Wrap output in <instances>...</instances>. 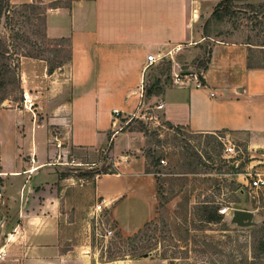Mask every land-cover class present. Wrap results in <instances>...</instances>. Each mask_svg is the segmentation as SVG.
<instances>
[{"label":"crops","instance_id":"1","mask_svg":"<svg viewBox=\"0 0 264 264\" xmlns=\"http://www.w3.org/2000/svg\"><path fill=\"white\" fill-rule=\"evenodd\" d=\"M220 1L72 0L47 11L48 38L69 40L70 84L68 91L61 79L60 87L54 86L59 93L50 97L49 113H41L42 105L32 113L22 98L0 106V252L6 251L0 264L60 262L56 183L62 163L51 160L57 147L67 149L62 147L67 143L95 148L117 140L113 131L121 121L115 109L125 117L140 108V85L160 62L146 67L148 54L168 56L173 48L188 45L195 38L197 13L210 11ZM20 65L24 91L40 88L37 100L40 93L49 94L48 82L58 81V71L50 73L43 59L26 56ZM202 71L205 88L165 84L156 95L157 102L165 103L160 110L165 121L195 133L247 132L251 147L264 148L254 144L264 135V66L250 62L248 45L214 43ZM52 129L60 132L57 142ZM145 166V159L132 160L129 168L121 166L120 172L103 174L95 182L96 194L119 226L131 231L158 214L157 178Z\"/></svg>","mask_w":264,"mask_h":264},{"label":"rangeland","instance_id":"2","mask_svg":"<svg viewBox=\"0 0 264 264\" xmlns=\"http://www.w3.org/2000/svg\"><path fill=\"white\" fill-rule=\"evenodd\" d=\"M42 1L29 3L36 10L11 4L7 11L4 6L0 16V106L22 98L25 108L24 95L28 92L34 101L33 110H28L34 114L39 105L44 107L41 113L51 112L50 97L59 93L54 86L60 87V79L65 91L70 84V44L44 39L41 18L48 7L68 5L72 0ZM216 6L197 13L194 40L180 50L173 48L172 54L160 60L150 72L146 87L153 89L158 81L171 85L174 70H205L216 42H245L250 62L264 65V0H227L215 14ZM27 52H41L47 60L39 59L47 63L48 71L49 63H62L55 69L58 81L48 82L49 94L40 93L38 100L36 91L40 88H29V92L21 85L20 61ZM39 100L42 103H37ZM156 100L154 93L148 97L149 103ZM154 112L166 128L129 115L120 122L122 127L113 131L118 133L117 140L95 148H75L67 143L62 144L67 149L57 147L51 159L62 163L56 184L63 257L57 264H264V251L258 249L264 231V186H251L256 173L264 178V148L251 147L247 132L228 136L225 131L207 134L179 126L170 128L161 113ZM51 133L57 142L54 138L59 130L52 129ZM225 137L230 140H225L226 144L234 146L233 152L227 151ZM254 144L264 145V135L256 137ZM116 145L123 149L117 151ZM136 159H145V169L157 178L159 207L149 226L147 222L131 231L119 226L110 209L99 215L93 214V209L101 200L95 191L97 177L118 173L121 166L129 168ZM204 202L220 209L227 207L226 213L219 209L224 220H202L200 207ZM236 208L253 210L261 228L232 224ZM106 229H112L113 234L106 236ZM150 252L151 256H143Z\"/></svg>","mask_w":264,"mask_h":264},{"label":"built area","instance_id":"3","mask_svg":"<svg viewBox=\"0 0 264 264\" xmlns=\"http://www.w3.org/2000/svg\"><path fill=\"white\" fill-rule=\"evenodd\" d=\"M175 49L179 50L180 48L176 47ZM173 50L170 51L169 54H171ZM166 56L167 54L162 55V56L155 55L154 53L148 54L146 67H150L158 63L160 60H162ZM202 77H203V71H199V72L190 71L189 73H184L182 71L177 72L176 70H174V75L172 77V85H175V86L193 85L196 88H205L206 85L203 83ZM211 95L214 96L216 95V93L213 91L211 92ZM24 96H25V99H24L25 108L29 110H33L34 101L32 97L30 96V94H28V92H25ZM140 99H141L140 108L137 111L130 113L125 117H128L130 115L131 116L130 118H139L143 121L146 120L144 122L151 121L153 122V124H155L157 128H162V129L166 128V125L163 123L162 119H160V117L154 112V110H157L160 112V110L164 109L165 103L162 100L157 103H153V104L148 102V97L146 95V83L144 81L140 85ZM114 112H115L116 118L119 119L121 123H123L122 119L125 117L122 115V112L118 109H115ZM121 127L122 126L120 125V128ZM175 127L176 126L170 127V128H175ZM223 140L225 144H226L225 140H227L228 142L230 141L227 137H225ZM226 149L228 152H233L235 150L234 146L231 144H226ZM161 162L165 163L166 160L161 159ZM251 186L258 187V188L264 186V178L260 175V173H256V177L251 182ZM3 191H4V187L0 181V202L3 197V193H4ZM106 208H108V205H106L104 199H101L100 202H98L94 206L93 214L99 215V213L102 212ZM227 210H228L227 207L220 209L222 213H226ZM111 234H113V230L106 229V236L111 235ZM5 253L6 251L2 250L0 252V257L4 256Z\"/></svg>","mask_w":264,"mask_h":264},{"label":"trees","instance_id":"4","mask_svg":"<svg viewBox=\"0 0 264 264\" xmlns=\"http://www.w3.org/2000/svg\"><path fill=\"white\" fill-rule=\"evenodd\" d=\"M35 1H37V0H35ZM40 1L43 3L42 0H40ZM225 1H227V0H221L217 4V6H216L217 8L214 11L215 14L218 11V6H220ZM1 3H3V4H1L2 6L0 7V16H1V11H2V9H3L4 6H6V10L7 11H10V9L13 7L11 5V3H10V0H1ZM23 6L26 7V8H32V9H35V10L37 9L34 4H23ZM55 7L56 6H50L45 11H42V18H41V20H42V24H43V30H42L41 35L46 40H50V41H55L56 40V41H60V42L61 41H67V42H69V40L67 38H61V39H55V40L53 39V40H51L50 38H48V36L46 34V13H47V11L50 8H55ZM70 54H71V52H69V59L68 60H70V58H71V55ZM22 55H24V56H31V57H37V58H43V59H46L47 60V58L43 57V54L41 52H37V53L27 52V53H23ZM61 65H62V63H60L58 65L57 64L56 65L55 64L51 65L49 63V72L52 73L56 69L57 66H61ZM259 65H261V64H259ZM261 66H264V65H261ZM154 87H155V89H154ZM154 87H153V89H151V87L150 88L149 87H146V95H147V97H150V95L153 94V93L156 94V95H159L164 90V85H162V82L160 83V81H158L156 83V86H154ZM167 124L170 127H174V125H171L168 122H167ZM234 170H235V168H234ZM200 208L202 209V212H203L202 213V220H204L205 222L212 223V222H221V221L224 220V217L225 216H224V214H222V213L219 212V209H220V206L219 205H214V204H210L208 202H204V203L201 204V207ZM151 223L152 222H149L147 224V226H149ZM255 226H256L255 228H261L259 224L255 225ZM261 229L264 230L263 228H261ZM258 249L261 252L264 251V231H263V233H262V235L260 237V240L258 242Z\"/></svg>","mask_w":264,"mask_h":264},{"label":"water","instance_id":"5","mask_svg":"<svg viewBox=\"0 0 264 264\" xmlns=\"http://www.w3.org/2000/svg\"><path fill=\"white\" fill-rule=\"evenodd\" d=\"M190 71H184V73H189ZM231 223L239 227H251L259 224L256 220V214L253 210H247L242 208H236L233 210ZM153 253H145L143 256L148 257Z\"/></svg>","mask_w":264,"mask_h":264}]
</instances>
